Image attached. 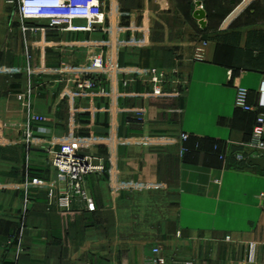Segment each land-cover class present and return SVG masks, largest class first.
I'll return each instance as SVG.
<instances>
[{"label":"crops","instance_id":"1","mask_svg":"<svg viewBox=\"0 0 264 264\" xmlns=\"http://www.w3.org/2000/svg\"><path fill=\"white\" fill-rule=\"evenodd\" d=\"M101 1L104 26L67 32L0 0V264H148L154 247L167 264H264V170L247 163L264 0ZM98 54L110 76L76 94L57 71ZM137 69L166 82L157 91ZM240 88L253 111L236 106ZM74 141L97 168L94 211L50 200L72 190L52 159Z\"/></svg>","mask_w":264,"mask_h":264},{"label":"built area","instance_id":"2","mask_svg":"<svg viewBox=\"0 0 264 264\" xmlns=\"http://www.w3.org/2000/svg\"><path fill=\"white\" fill-rule=\"evenodd\" d=\"M15 1V0H11ZM21 17L28 21L46 22L52 28L67 32H83L91 29L93 26H104L106 22V13L101 0H16ZM78 21H85L86 26L77 25ZM27 71L33 74L30 64L27 65ZM58 74L65 76L73 85L76 94L80 95L92 91L97 87V76H110V68L107 65L104 54L93 56L88 65L79 67H65L57 71ZM144 83L150 84L157 91L163 87L166 82V73L155 69H137L134 71ZM260 100L259 108L262 112L257 117L256 125L253 129L252 137L247 145L250 156L264 157V82L259 90ZM21 99L24 97L20 96ZM249 92L247 89L240 88L237 91L236 106L246 112L253 111L249 105ZM33 122H44L45 118L33 116ZM33 134L30 128L25 132V138L29 142ZM182 140L187 141L188 135L183 134ZM83 145L79 141L71 142L65 150L54 152L52 165L56 170L57 178L61 182H69L72 190L62 194L58 199L54 194H50V200L57 202L62 208H69L73 196H82L88 201L84 184L88 175L94 173L97 168L91 164V158L81 154ZM237 159L243 161L245 155L238 154ZM89 202V210L94 211L95 206L92 201ZM26 204H29L28 200ZM148 264H167L165 256L161 249L154 247L152 249V258Z\"/></svg>","mask_w":264,"mask_h":264},{"label":"water","instance_id":"3","mask_svg":"<svg viewBox=\"0 0 264 264\" xmlns=\"http://www.w3.org/2000/svg\"><path fill=\"white\" fill-rule=\"evenodd\" d=\"M197 7H200V4H197ZM194 17L200 21V25L204 26V18H205V12L203 10H197L194 14ZM247 163L251 166H257L261 170H264V157H259V156H250L247 159Z\"/></svg>","mask_w":264,"mask_h":264},{"label":"rangeland","instance_id":"4","mask_svg":"<svg viewBox=\"0 0 264 264\" xmlns=\"http://www.w3.org/2000/svg\"><path fill=\"white\" fill-rule=\"evenodd\" d=\"M13 5V4H12ZM13 6H16L15 4ZM46 23V22H45ZM48 24V23H47Z\"/></svg>","mask_w":264,"mask_h":264}]
</instances>
